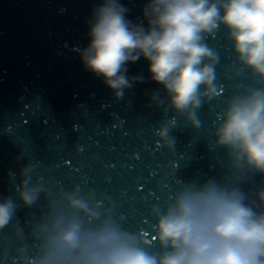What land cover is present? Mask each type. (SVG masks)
Returning a JSON list of instances; mask_svg holds the SVG:
<instances>
[{
    "label": "clouds",
    "instance_id": "clouds-1",
    "mask_svg": "<svg viewBox=\"0 0 264 264\" xmlns=\"http://www.w3.org/2000/svg\"><path fill=\"white\" fill-rule=\"evenodd\" d=\"M128 11L119 0H102L88 21L89 44L77 51L116 100L144 82L141 75H126V65L141 57L149 62L150 79L167 99L163 112L175 113L155 130L161 147L175 145L170 133L178 116L199 129L197 110L218 95L219 56L206 38L221 26L236 62L262 85L231 96L214 126L213 143L225 150L231 181H178L166 206L151 209L152 241L159 246L154 251L143 233L123 228L109 209L101 211L103 200L94 193L75 189L50 199L42 178L33 182L36 165L30 162L18 174L16 198L0 200V230L43 194L47 211L29 225L36 247L28 264H264V186L251 195L240 186L249 175L264 176V0H147L142 7L147 27L127 19ZM160 93L150 94L148 107L164 104ZM14 234L23 258L28 251L23 228L15 227Z\"/></svg>",
    "mask_w": 264,
    "mask_h": 264
}]
</instances>
